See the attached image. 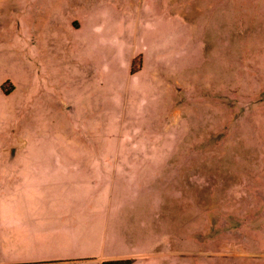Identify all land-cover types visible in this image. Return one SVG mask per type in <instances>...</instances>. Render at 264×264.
<instances>
[{
    "label": "rangeland",
    "instance_id": "rangeland-1",
    "mask_svg": "<svg viewBox=\"0 0 264 264\" xmlns=\"http://www.w3.org/2000/svg\"><path fill=\"white\" fill-rule=\"evenodd\" d=\"M10 87L0 142L88 121L109 149L156 156L154 264H264V0H0Z\"/></svg>",
    "mask_w": 264,
    "mask_h": 264
},
{
    "label": "crops",
    "instance_id": "crops-1",
    "mask_svg": "<svg viewBox=\"0 0 264 264\" xmlns=\"http://www.w3.org/2000/svg\"><path fill=\"white\" fill-rule=\"evenodd\" d=\"M11 88H0L1 97L9 98ZM24 107L35 111V118L46 110L34 100ZM36 121L28 118L24 125ZM93 126L87 121L81 135L48 138L27 128L23 136L10 134L0 142L7 193L0 201V264H101L122 258L154 264V254L148 256L143 247L158 219L156 177L146 175L156 156L109 149ZM31 189L38 196H28Z\"/></svg>",
    "mask_w": 264,
    "mask_h": 264
},
{
    "label": "trees",
    "instance_id": "trees-1",
    "mask_svg": "<svg viewBox=\"0 0 264 264\" xmlns=\"http://www.w3.org/2000/svg\"><path fill=\"white\" fill-rule=\"evenodd\" d=\"M133 259L131 258H122V259H110L105 260L101 264H132Z\"/></svg>",
    "mask_w": 264,
    "mask_h": 264
}]
</instances>
